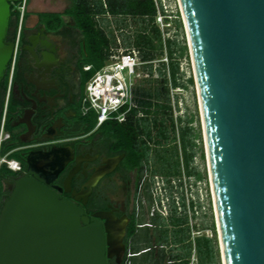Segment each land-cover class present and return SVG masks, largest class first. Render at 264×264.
<instances>
[{
	"label": "water",
	"instance_id": "95a60500",
	"mask_svg": "<svg viewBox=\"0 0 264 264\" xmlns=\"http://www.w3.org/2000/svg\"><path fill=\"white\" fill-rule=\"evenodd\" d=\"M179 4L222 263L264 264V0ZM10 17L11 0H0V79L15 48ZM118 234L112 245L100 218L28 170L0 205V264H108L114 254L120 262Z\"/></svg>",
	"mask_w": 264,
	"mask_h": 264
},
{
	"label": "flooded vegetation",
	"instance_id": "af4514ba",
	"mask_svg": "<svg viewBox=\"0 0 264 264\" xmlns=\"http://www.w3.org/2000/svg\"><path fill=\"white\" fill-rule=\"evenodd\" d=\"M14 30L9 22L6 39L15 41L18 36V43L0 79V130L7 132L2 145H11L7 152L17 155L13 158L20 169L5 177L8 192L0 196V205L13 180L34 171L84 214L100 218L112 245L120 231L117 247L124 256L122 243L127 248L133 215L141 213L143 183L155 182L154 175H148L146 167L132 166L126 152L99 125L86 129L78 29L72 23L49 29L39 18L28 24L23 15ZM169 184L176 186L171 180ZM154 215L160 216L158 209L151 212ZM109 259L117 261L116 254Z\"/></svg>",
	"mask_w": 264,
	"mask_h": 264
},
{
	"label": "trees",
	"instance_id": "16d2710c",
	"mask_svg": "<svg viewBox=\"0 0 264 264\" xmlns=\"http://www.w3.org/2000/svg\"><path fill=\"white\" fill-rule=\"evenodd\" d=\"M19 1L11 2L10 24L14 25V31L17 30L20 21V10L17 8ZM162 11L167 19V13L164 9ZM157 12L156 0H69L63 11H39L37 14L39 21L49 29L57 30L67 23H72L78 29L82 57L80 67L84 73L85 84L108 59L110 46L117 44L114 29H105L99 24L96 16L103 14L122 17L123 20L116 24L120 31H127L122 35L121 41L125 46L132 44L137 46L141 58L150 61L144 65L149 75L139 79L145 85L141 86L139 80L137 81L134 87L137 106L129 110L126 119L124 121L107 119L99 128L126 152L132 166L140 167L141 170L144 167L148 168L154 144L163 146L161 151L155 148L154 171L168 176L180 174L183 170L187 175L195 173L197 177H201V172L193 169L191 165L195 133L192 132L189 123L182 124L181 116L174 117L170 95V85L176 87L183 84L180 80L178 54L186 52V44L181 45L175 38L163 36V29L156 20ZM23 15L25 17L26 13ZM128 17L138 19L137 25L132 29L128 28L129 25L126 23ZM177 24L180 25V21ZM165 52L168 62L158 60ZM153 60H156V66ZM86 64H91V67L84 69L83 66ZM189 80L192 82L193 78L190 77ZM83 119L86 129L94 127L97 122L96 112L88 109L83 113ZM170 145L172 147L169 148ZM10 146L4 142L1 153L5 154ZM179 149L182 162L179 158ZM8 156L17 157L12 152ZM17 172L6 163L1 164L0 196L8 192L4 183L5 177L15 175ZM149 185L148 181L143 183V194L152 201ZM171 195L169 205L171 213L168 219H163L159 215H149L150 219L145 220L144 213L133 215L127 231V248L122 260L117 262L108 259V264H190L193 250L197 256L196 264H214L218 261L216 237L204 233L192 238L188 214L177 213L176 200L174 195ZM181 201L185 206L184 197H181ZM141 223L144 224L139 226ZM154 223L157 225L154 226Z\"/></svg>",
	"mask_w": 264,
	"mask_h": 264
},
{
	"label": "rangeland",
	"instance_id": "374dc122",
	"mask_svg": "<svg viewBox=\"0 0 264 264\" xmlns=\"http://www.w3.org/2000/svg\"><path fill=\"white\" fill-rule=\"evenodd\" d=\"M166 3V13L168 18L162 19L156 18L158 24L163 29L166 37L175 38L179 44H186V52L182 54H178V59L180 62V80L183 84L178 86V88L174 89V97L171 103L173 108V115L175 118L178 116L182 117V124L189 123L192 126V132L195 133V144L193 146L194 155L192 158L191 165L193 169L201 172V177H197L196 174H192L188 176L186 173L182 172L180 174L173 175L172 177L167 179L165 174L161 172L154 171L156 167V163L154 160L156 159V151L155 148L161 151L163 146H155L152 144V155L151 162L147 168V173L151 177L153 175H161L164 179V183L159 182L158 184L153 180H150V195L152 197V201L142 193L140 198L138 199L139 205L141 207L140 212L144 213L145 220H149V215H151V211H156L158 209L160 213V217L163 219H168L170 213V203L172 199V195H174V199H177V196L180 198V203L177 204L178 214L187 213L189 218V227H190V235L191 237H195L196 235L207 234L210 236L216 237L217 243V259L214 264H223L221 258V250L219 245V237L216 225V217H215V209L213 203V195L212 189L209 184V174H208V163L206 157V148L203 137V128L200 114V105L198 99L197 86L194 78V69L192 65V59L190 56V50L188 46V38L186 29L183 22V17L178 5V0H164ZM57 3L55 5H59L61 8L67 6L69 4V0H56ZM177 12L179 14H177ZM98 22L105 29L113 28L115 34H119L120 39L122 40V35L127 33V31H120L116 28V24L119 21H122V17L120 16H111V15H98ZM180 21V25L177 22ZM138 19H134L132 17H128L126 23H128V28L132 29L137 25ZM131 32V31H128ZM123 33V34H122ZM177 52L179 53L178 49ZM164 55V54H163ZM162 55V56H163ZM157 60V59H156ZM155 60V62H156ZM158 60H161L159 58ZM157 75V74H155ZM193 78L191 82L189 79ZM138 83H141V86L145 85L144 82L140 80ZM171 95V90H170ZM173 145V144H172ZM172 145L168 146L169 148ZM179 146V145H178ZM175 148V147H174ZM176 152L177 149L175 148ZM179 158L182 162L181 150H178ZM154 159V160H153ZM158 164V163H157ZM160 165V162H159ZM174 179L176 183L173 182V187H170L168 183L169 180ZM199 179V180H198ZM198 180V181H197ZM191 183V185H190ZM153 189V192L151 191ZM192 196L194 198H192ZM181 197H184L185 206H183ZM194 204L195 208H194ZM180 205V206H179ZM150 206V207H149ZM154 208V210H153ZM140 215V214H139ZM213 225V226H212ZM171 228V227H170ZM193 262H197L196 252L193 250L192 253Z\"/></svg>",
	"mask_w": 264,
	"mask_h": 264
},
{
	"label": "built area",
	"instance_id": "2783aa9c",
	"mask_svg": "<svg viewBox=\"0 0 264 264\" xmlns=\"http://www.w3.org/2000/svg\"><path fill=\"white\" fill-rule=\"evenodd\" d=\"M156 3L158 5L156 18L158 17L159 19H162L166 16L162 11V9H164L166 12L164 8L166 7V3L164 0H156ZM26 5L27 0H20L17 4V8L20 10V23L22 21ZM178 5L180 8L179 0ZM162 33L163 36L166 37L164 31H162ZM17 43L18 36L15 40V45H17ZM161 60L168 62V56L166 52L161 57ZM148 62L150 61L141 58L140 49L137 46L133 44L125 46L122 43L119 35H117V44H112L110 46V54L108 59L89 77L85 85L83 109L84 111L93 109L96 112V126L111 118L117 119L118 121H124L129 110L132 107L137 106V102L134 99V87L140 78L149 75L148 70L144 67V65ZM153 63L154 66H156L155 60H153ZM90 67L91 64L84 65V69H89ZM176 88H178V86L173 87L170 85L172 99L174 97V89ZM7 135V132H4L1 128L0 166L2 163H6L9 168L18 171L20 169L19 161L15 158L8 157V152L5 154L1 153L2 141ZM154 179L157 184L159 182L165 184L161 175L155 174ZM173 182L176 183L174 179L172 180V184ZM209 184L211 188L210 178ZM151 191L153 192V189H151ZM192 198L194 197L192 196ZM175 200L178 204L180 203V198L178 196ZM195 205L196 204L193 205L194 208ZM142 224L144 223H141L140 225ZM128 254L132 253L128 252Z\"/></svg>",
	"mask_w": 264,
	"mask_h": 264
},
{
	"label": "crops",
	"instance_id": "0c3cea01",
	"mask_svg": "<svg viewBox=\"0 0 264 264\" xmlns=\"http://www.w3.org/2000/svg\"><path fill=\"white\" fill-rule=\"evenodd\" d=\"M55 3H57L56 0H27V5L24 11L26 13L25 15L26 22L28 24L35 22L39 18L37 14L39 11H63L65 7H67L64 6L63 8H61L59 5H55ZM96 17H98V15ZM196 263L197 262L195 263L193 262V258L191 256L190 264H196Z\"/></svg>",
	"mask_w": 264,
	"mask_h": 264
}]
</instances>
